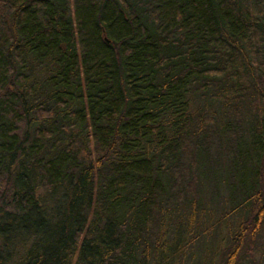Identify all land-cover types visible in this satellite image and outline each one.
Segmentation results:
<instances>
[{
	"label": "trees",
	"instance_id": "trees-1",
	"mask_svg": "<svg viewBox=\"0 0 264 264\" xmlns=\"http://www.w3.org/2000/svg\"><path fill=\"white\" fill-rule=\"evenodd\" d=\"M264 0H0V264H264Z\"/></svg>",
	"mask_w": 264,
	"mask_h": 264
},
{
	"label": "rangeland",
	"instance_id": "rangeland-1",
	"mask_svg": "<svg viewBox=\"0 0 264 264\" xmlns=\"http://www.w3.org/2000/svg\"><path fill=\"white\" fill-rule=\"evenodd\" d=\"M257 240L259 241V243H260L261 245L264 244V226H263L262 231H261L259 237L257 238ZM206 261H207L208 264H209V259H208V258L206 259ZM213 264H216V263L214 262Z\"/></svg>",
	"mask_w": 264,
	"mask_h": 264
}]
</instances>
